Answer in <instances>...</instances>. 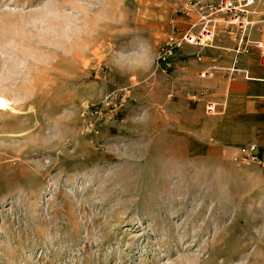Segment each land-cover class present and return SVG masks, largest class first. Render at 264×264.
Instances as JSON below:
<instances>
[{
    "label": "rangeland",
    "instance_id": "rangeland-1",
    "mask_svg": "<svg viewBox=\"0 0 264 264\" xmlns=\"http://www.w3.org/2000/svg\"><path fill=\"white\" fill-rule=\"evenodd\" d=\"M184 1L0 0V264H264V172L164 113Z\"/></svg>",
    "mask_w": 264,
    "mask_h": 264
},
{
    "label": "crops",
    "instance_id": "crops-1",
    "mask_svg": "<svg viewBox=\"0 0 264 264\" xmlns=\"http://www.w3.org/2000/svg\"><path fill=\"white\" fill-rule=\"evenodd\" d=\"M256 15L251 14V19L263 18ZM227 31L219 23L210 46L184 45L176 51V77L167 85L164 113L175 121L172 130L190 155L212 154L236 160L242 146L256 143V153L264 159V65L260 49L252 44L248 52L237 54ZM251 37L263 36L255 28ZM200 71L205 75L200 76ZM154 72L163 73L160 68ZM209 102L214 105L211 112L207 110Z\"/></svg>",
    "mask_w": 264,
    "mask_h": 264
},
{
    "label": "built area",
    "instance_id": "built-area-1",
    "mask_svg": "<svg viewBox=\"0 0 264 264\" xmlns=\"http://www.w3.org/2000/svg\"><path fill=\"white\" fill-rule=\"evenodd\" d=\"M255 3L256 0H185L180 10L188 16H193L195 20L190 22L187 28L177 30L172 27L168 31L155 58V68L168 73L172 58L184 45L199 48L210 46L219 23L228 30L231 40L235 42L234 51L237 54L248 52L254 44L260 49V61L264 65V17L258 21L250 18V15L256 12L253 9ZM255 28L262 34V38L251 37ZM199 74L204 76L205 71H200ZM207 110H214L212 102L207 104ZM256 150V143L242 146L237 158L241 162L257 165L264 172V159L257 155Z\"/></svg>",
    "mask_w": 264,
    "mask_h": 264
}]
</instances>
